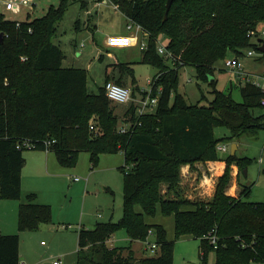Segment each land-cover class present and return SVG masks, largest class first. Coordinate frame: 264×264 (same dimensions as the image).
Instances as JSON below:
<instances>
[{
	"label": "trees",
	"instance_id": "obj_1",
	"mask_svg": "<svg viewBox=\"0 0 264 264\" xmlns=\"http://www.w3.org/2000/svg\"><path fill=\"white\" fill-rule=\"evenodd\" d=\"M111 1L142 28L147 40L142 62L159 70L151 82L157 107L140 115L133 101L122 120L105 89L115 80L107 76L100 91L92 94L87 70L64 66L66 56L54 42L58 26L72 3L86 7V0H60L58 8L33 20H10L0 13V198L22 199L28 149L55 153L65 168L75 167L81 152L90 154L93 168L102 155L122 152L123 218L79 229L76 264H174L175 241L168 239L163 225L146 220L159 211L175 216L176 239H201L205 264L212 251L215 264H264V203L250 201V186L238 197L227 194L232 164L242 175L251 159L238 158L232 151L226 157L219 153L221 141L264 128V88L238 78V102L231 91L234 85L222 91L216 78L219 62L226 68L229 58L242 60L249 50L264 54L259 43L264 42V0H175L167 20L168 0ZM161 36L168 37L166 48L174 60L159 53ZM186 66H194L197 80L211 88L213 99L207 104H191L179 92L180 69ZM120 68L131 75L133 97H146L147 90L136 86L134 70L125 64ZM122 80L115 82L126 86ZM219 126L230 136L217 138ZM210 161L227 163L213 201L183 198L178 192L182 166ZM52 220V207L39 204L35 193L20 205L21 232L37 231ZM122 229L132 242H144L153 231L157 255L137 260L131 246L110 248L109 239ZM211 236L217 237L216 244ZM20 248L19 234H0V264H21Z\"/></svg>",
	"mask_w": 264,
	"mask_h": 264
},
{
	"label": "rangeland",
	"instance_id": "obj_2",
	"mask_svg": "<svg viewBox=\"0 0 264 264\" xmlns=\"http://www.w3.org/2000/svg\"><path fill=\"white\" fill-rule=\"evenodd\" d=\"M9 1L13 0H0V13H3L7 19L18 21L41 18L48 13L51 7L58 8L60 5V0H32L29 4L21 5L13 11H7L6 4ZM86 1L88 2L86 7H82L81 2L72 3L67 9L64 19L58 26V35L54 39V42L61 47L66 56L64 66L87 70V87L88 91L92 94H97L100 91V88L105 84L107 76H109L108 74H120L121 64L129 65L134 70L136 86L143 91L150 90V81L153 80L159 70L151 64L142 62L143 51L140 44L126 48L109 47L106 45L109 35L130 34V31L127 29L128 24L131 23L129 18L111 0ZM141 38L143 37L141 36ZM168 42L167 36H161L158 45L166 46ZM244 59H242V62L246 61ZM248 66L250 70L261 72L264 75V68L261 62H250ZM221 69H224L223 62L217 64L216 78L218 79V89L228 92L232 85H234V89L231 90L233 98L241 102V94L236 87L238 83L236 74L226 68L224 71H221ZM126 77L131 83V75L126 74ZM131 89L133 92L134 86ZM179 92L184 94L191 104L199 102L207 104L208 101L213 99L211 88L207 84H202L197 80L196 68L194 66L181 67ZM137 94L135 98L133 97V100L136 102L140 99L137 97ZM112 106L115 105L112 104ZM127 108L128 105L125 104L116 105V114L122 120ZM257 113L261 114V111L258 110ZM128 126L129 124L125 125V127ZM256 132L244 133L239 139L221 141L219 146H227V151L219 153L221 157H226L231 152L232 146L236 144L237 146L234 151L237 153V157L251 159L250 164H248L246 170L241 175V179L242 182L252 189L250 201L264 203V128ZM215 135L221 139L225 136H230V132L226 127L219 126L215 128ZM28 151L30 150L25 151V154ZM55 157L57 159L56 155ZM124 165L125 156L122 152L103 155L95 168H93L91 163L90 154L88 152H81L77 165L74 167L77 171H74L71 174L72 176L68 177L69 184L70 182H74L71 180L73 177L85 179L83 180V184L82 182H75V184H82L81 187H76L69 192L67 186H62L59 188L61 189L59 192L47 193L45 195L46 199L50 203L55 204V207L52 205V223L37 231L19 232L22 241L21 248L25 257L33 262H37V264H53L54 261L59 260L58 258H62L63 264H75L78 260L77 230L79 227L74 224L72 229L70 227L68 229L63 228L64 222L62 217L68 219L79 217L80 222L83 215H85V222H81V224L89 229L94 228L97 223L118 222L122 219L124 215L125 183L124 175L120 168ZM207 169L205 166L200 167L198 165L192 167L195 176H199V174L203 175V170ZM91 174L94 175L90 183ZM246 174L248 176H245ZM233 177L234 175L231 171V181ZM86 180H88V183H86ZM193 180L194 178H191V183L193 182L195 186L196 184H201V180ZM218 182L219 180L216 183V188ZM211 184L212 182H209L207 183V188L203 191L202 189L199 190L202 191L201 196H208L207 192H211L209 188ZM190 187L192 189L191 192L194 193V187L192 185ZM182 193L183 195L185 194L184 197L186 198L190 195V192ZM28 195H25V197L27 198ZM138 210L141 211L140 206H138ZM153 221L163 225L167 230L168 239L175 241L174 264H205L200 249L201 239H197L191 235H184L176 239L175 216H166L159 211L157 216L153 218ZM86 223L88 224L86 225ZM149 240L150 242H154L155 238L151 236ZM128 242L129 236L122 229L115 233L112 244L118 247ZM143 246L141 242L136 243L134 249L140 252V248ZM72 249L75 250L66 256L62 254L63 251ZM139 252H137V255H139ZM140 254L144 257H155L157 252L154 253L148 249L147 251L140 252ZM216 259V252H210L207 264H215ZM253 264L262 263L254 262Z\"/></svg>",
	"mask_w": 264,
	"mask_h": 264
},
{
	"label": "crops",
	"instance_id": "obj_3",
	"mask_svg": "<svg viewBox=\"0 0 264 264\" xmlns=\"http://www.w3.org/2000/svg\"><path fill=\"white\" fill-rule=\"evenodd\" d=\"M128 35H131V31H130V34L116 35V36H128ZM109 36H115V35H109ZM259 43H260V48H262L264 46V42L259 41ZM244 58L246 59V61H243L245 72L252 74V75H255V76H262L263 75V73H261V72H256V71L250 70L248 65H250V62L256 63L259 61L263 64V68H264V54L257 52L254 56H251V57L247 56ZM244 62H246V63H244ZM108 75L112 78V80H115V81L123 79L122 81L124 82L125 85L133 88V84L129 82L128 78L126 77V74L123 73L122 70H121L119 75H117L115 73L108 74ZM236 77H237V75H236ZM237 80L239 81L238 77H237ZM29 150L30 151H28L25 154L26 165L23 169V174H22V190H23L22 199H20V200H4V199L0 198V234H4V235L19 234V232H20L19 226H18L19 208H20V205L22 203L26 202L27 198L25 197V195L35 193L36 197H37V202L39 204H45V205L51 204L50 205L51 207H52V205L55 207L54 203H50L46 199L45 195L47 193L59 192L61 190L59 188H61L62 186H67V189H69V192H71L74 188L81 187V185L83 184V180H85L82 178L80 180H76V178H78V177H73L71 180L74 182H70V184H69L68 183V177L72 176L71 174H73L74 171H77V169L75 170L74 167L73 168L62 167L60 165V163L57 161V159L55 157V153H53V152L42 151V150L38 151L35 149H29ZM238 150H239V147H238ZM78 160H79V157H78ZM82 163H83V159H82ZM195 165H198L200 167L205 166L208 169L203 170V172H204L203 175L199 174V176H195L194 171H192L191 165H183L181 168V181L179 184L178 192L180 193V195L183 198H185L191 202H198V201L210 202V201H213L215 194H216V183L219 180V178L222 176V174L224 173V171L227 167V163L225 161H210V162H199ZM110 168L113 169L112 167H110ZM231 169H232V174L234 175V177L232 178V181L230 182V185L228 186L227 194L232 196V197H238L241 194V192L243 191L244 187H246L247 185L244 182H242L240 170H239V167L236 163L232 164ZM93 175L94 174H91V176H90V180H89L90 183L92 182ZM245 176H248V175L246 174ZM191 178H194V180L195 179L201 180V184H196V186H195V184L193 182L191 183ZM75 182H77V183L82 182V184H75ZM209 182H212V184L209 186L211 192H207L208 196H201L202 191L208 187L207 183H209ZM86 183H88V180H86ZM105 184H107V183H105ZM191 185H192V187H194V191L197 192L196 194H194L195 192L194 193L191 192V190H192L190 187ZM200 189H202V191H199ZM163 192H164V194H166L167 185L163 186ZM181 192H185V193L190 192V195H188L189 197L186 198V197H184L185 194L183 195V193L181 194ZM52 210H53V207H52ZM137 210H138V207H137ZM141 211H142V209H141ZM84 218H85V215H83L81 221L79 222V217H76L74 219H68V218L62 217V220L64 222L63 228L68 229L70 227V229H72V226L74 227V224H76L79 227L77 230V234H78L79 229H81V228L89 229L85 225L81 224V222H85ZM150 219L151 218H146V220L149 224H159V223L154 222L153 218H152V220H150ZM87 224L88 223H86V225ZM45 226H48V225H45ZM45 226H43V227H45ZM94 228H92V229H94ZM50 230H51V228H50ZM114 235L109 239V241L107 243L110 248L117 247L114 244H112ZM152 237L155 238V234ZM20 238H21V235H20ZM140 242L143 243V245H144L143 247L140 248V252L147 251L148 249H147V246L145 245L144 242H142V241H133L132 242L130 238H129V242L127 244L122 245V246H118V247L131 246L132 250L135 254L136 259L139 260L142 258H146L140 254L139 250L134 249V245L136 243H140ZM154 242L156 243V239L154 240ZM21 243H22V241H21ZM74 250L75 249L65 250L62 252V254L66 256L67 254H69L70 252H73ZM78 250H79V234H78L77 252H78ZM137 252H139V255H137ZM126 253H128V250L125 251V254ZM20 254H21V264H37V262H33L30 259H28L27 257H25L24 252L22 251V248H20ZM58 259L62 261V258H58ZM62 263H63V261H62ZM76 263H77V261H76Z\"/></svg>",
	"mask_w": 264,
	"mask_h": 264
},
{
	"label": "built area",
	"instance_id": "obj_4",
	"mask_svg": "<svg viewBox=\"0 0 264 264\" xmlns=\"http://www.w3.org/2000/svg\"><path fill=\"white\" fill-rule=\"evenodd\" d=\"M32 0H13L9 1L6 4V10L7 11H13L15 8L29 4ZM128 30L131 31V35L128 36H109L107 39L106 45L109 47H117V48H126L131 47L134 45L141 46L142 51L147 48V40L145 37L141 38V36H145L143 34L142 28L140 25L134 23L131 21L130 24L127 26ZM260 38L264 41V30H262L260 34ZM158 51L161 55L165 56L169 60H174V55L172 52L168 51L166 46L159 45ZM255 52L253 50H249L247 52V56L251 57L254 56ZM225 66L228 70L235 73L237 77L242 81H251L257 86H260L264 88V75L262 76H255L252 74H249L245 72L244 65L241 59H235V58H229L225 62ZM150 81V85H151ZM106 93L108 98L111 100V102L114 105L118 104H125L130 106L132 104L133 100V92L132 89L128 86H123L115 81H108L105 86ZM152 88L147 91V96L137 101L138 106V114L143 115L148 112H152L157 107V104L159 102L158 97H152ZM264 103V102H263ZM127 127H123V131H125ZM50 144L49 142L47 143ZM219 149L223 152L227 151V146L221 145L219 146ZM76 180H80V178H76ZM153 231H149L148 238L144 241V243L147 246V249H150L152 252H156L158 249V245L155 242H150V237L153 236ZM210 240L213 244H216L217 237L211 236ZM54 264H63L61 260H56Z\"/></svg>",
	"mask_w": 264,
	"mask_h": 264
},
{
	"label": "water",
	"instance_id": "obj_5",
	"mask_svg": "<svg viewBox=\"0 0 264 264\" xmlns=\"http://www.w3.org/2000/svg\"><path fill=\"white\" fill-rule=\"evenodd\" d=\"M175 0H168V2H167V10H166V13H165V20H167V18H168V14H169V11H170V9H171V7H172V4H173V2H174ZM2 37H3V35H1ZM261 51H263L264 52V46L261 48ZM236 144H234L233 146H232V149H231V151H232V154L234 155L235 154V148H236ZM246 173H247V171H245Z\"/></svg>",
	"mask_w": 264,
	"mask_h": 264
}]
</instances>
